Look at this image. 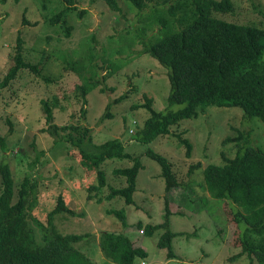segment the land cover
<instances>
[{
	"label": "rangeland",
	"instance_id": "rangeland-1",
	"mask_svg": "<svg viewBox=\"0 0 264 264\" xmlns=\"http://www.w3.org/2000/svg\"><path fill=\"white\" fill-rule=\"evenodd\" d=\"M117 1L120 12L112 10L105 0H77L76 9L53 25L50 18L65 7L63 0H0V81L13 63L18 37L23 40L26 60L44 59L41 75L21 68L12 82L0 89V133L6 138V149L0 147V161L10 164L16 188L26 174L37 183V201L31 213L41 222L46 223L57 196L64 197L77 214H56V229L63 233L87 232L74 245L98 264H122L98 245L103 230L124 232L146 249V257H136L134 264L141 260L145 264H261L246 253L236 255L240 250L238 228L226 214L228 202L224 206V201L210 196L203 183L202 167L223 162L221 151L233 156L242 141H223L241 133L249 135V140L264 152V122L258 117L247 118L237 107L210 105L198 117L171 127L168 134L148 143L136 141L135 131L149 115L141 106L143 95L152 97L157 110L164 111L168 106V68L143 50L141 39L149 41L162 32L159 23H149L147 18L153 12L152 5L139 11L127 0ZM231 1L232 11L216 13L217 17L264 27V0ZM67 26L71 27L69 33ZM76 65L81 67L76 69ZM88 79L100 83L83 101L78 86ZM123 94L127 97L115 102ZM42 101L51 108L53 123L88 127L94 144L120 138L140 159L132 204L121 196L112 200L106 196L110 187L127 185L126 177L116 175L114 169L131 166L134 159H105L101 167L107 185L98 191L89 190L98 183L95 168L82 163L78 147L58 140L63 132L47 131ZM177 133L192 142L191 156H187ZM148 148L169 158L180 182L167 192L173 211L170 228L185 232L173 239L177 253L173 258H168L166 247L158 245L165 227L150 234L140 229L163 222L165 214L166 181L160 163L145 153ZM198 162L200 165L190 171L191 164ZM120 209L128 225L112 212ZM34 233L41 241L37 227Z\"/></svg>",
	"mask_w": 264,
	"mask_h": 264
},
{
	"label": "trees",
	"instance_id": "trees-1",
	"mask_svg": "<svg viewBox=\"0 0 264 264\" xmlns=\"http://www.w3.org/2000/svg\"><path fill=\"white\" fill-rule=\"evenodd\" d=\"M76 1L63 0L65 7L50 18L53 25L62 20L69 10L76 9ZM105 1L112 10L121 11L117 0ZM127 1L139 11L152 5L153 12L147 18L149 23H159L162 32L149 41L141 39V42L144 51L168 68L170 83L168 106L164 111L153 107L152 97L143 95L144 103L141 106L147 109L149 115L135 131L136 141L148 143L160 135L168 134L171 127L184 119L198 117L210 105L237 107L247 118L258 117L264 122V27L217 17L216 13L232 11L231 0ZM70 28L66 27L67 33ZM22 43L23 40L18 37L13 63L0 81V89L7 87L21 68H28L36 75L42 74L44 59L36 62L26 60ZM80 67L75 66L76 69ZM99 83L98 80L88 79L78 86L83 101H86L87 93ZM126 97L127 94H123L115 102ZM42 103L47 131L52 134L63 132L58 140L78 147L82 163L95 168L98 183L91 185L89 190L98 191L107 185L105 170L101 167L105 159H134L131 166L114 169L116 175L126 177L127 185L110 187L106 196L107 200L121 196L127 204H132L136 177L142 166L140 159L125 148L120 138L94 144L88 127L53 123L51 108L47 102ZM175 104L183 106L173 110L171 107ZM176 136L186 147L187 156H191L192 142L181 133ZM227 140H241L242 145L233 156H226L221 151L223 162H210L203 166V183L211 197L224 201V206L225 201L228 202L226 214L238 228L236 239L240 250L236 255L246 253L251 256V260L256 259L264 264V152L249 140V135L241 133L223 142ZM0 147L6 149V138L1 133ZM145 153L161 165V174L166 181L165 214L163 222L147 224L140 229L150 234L165 227L158 245L166 247L168 258H173L177 256L173 239L185 232L170 228L173 211L167 192L179 186L180 182L166 155L151 148L146 149ZM199 165L200 162L191 164L190 171ZM0 177V264H98L74 245L87 232L63 233L56 229L53 222L56 214H77L62 195L57 196L55 206L47 213L46 223H43L31 213L37 201V183L31 180V176L26 174L16 188L10 164L1 160ZM88 198H91L90 192ZM112 212L119 215L123 225H128L122 209ZM34 227L40 233L39 242ZM98 236L100 248L119 263L134 264L136 257L147 255L146 249L141 244H135L124 232L103 230Z\"/></svg>",
	"mask_w": 264,
	"mask_h": 264
},
{
	"label": "built area",
	"instance_id": "built-area-1",
	"mask_svg": "<svg viewBox=\"0 0 264 264\" xmlns=\"http://www.w3.org/2000/svg\"><path fill=\"white\" fill-rule=\"evenodd\" d=\"M140 264H145V260H141L140 261Z\"/></svg>",
	"mask_w": 264,
	"mask_h": 264
},
{
	"label": "crops",
	"instance_id": "crops-1",
	"mask_svg": "<svg viewBox=\"0 0 264 264\" xmlns=\"http://www.w3.org/2000/svg\"><path fill=\"white\" fill-rule=\"evenodd\" d=\"M136 244V243H135Z\"/></svg>",
	"mask_w": 264,
	"mask_h": 264
}]
</instances>
